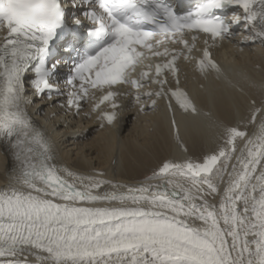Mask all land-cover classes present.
I'll list each match as a JSON object with an SVG mask.
<instances>
[{"label": "snow or ice", "instance_id": "snow-or-ice-1", "mask_svg": "<svg viewBox=\"0 0 264 264\" xmlns=\"http://www.w3.org/2000/svg\"><path fill=\"white\" fill-rule=\"evenodd\" d=\"M71 3L83 9L72 24L109 42L92 54L76 49L69 64L49 60L64 0H0V138L15 160L0 185V264H264V80L257 101L255 78L230 77L211 51L236 35L235 25L247 33L241 43L264 49V0H200L184 14L168 0ZM226 7L230 15L218 14ZM73 47L61 45L64 55ZM181 58L244 93L246 114L229 123L203 111L180 87ZM29 73L36 96L65 95L61 106L77 114L91 100L85 115L98 113L101 128L118 121L121 96L141 112L166 101L181 155L136 182L60 166L28 111ZM174 102L182 115L201 118L195 126L215 130V147L190 154Z\"/></svg>", "mask_w": 264, "mask_h": 264}, {"label": "bare ground", "instance_id": "bare-ground-1", "mask_svg": "<svg viewBox=\"0 0 264 264\" xmlns=\"http://www.w3.org/2000/svg\"><path fill=\"white\" fill-rule=\"evenodd\" d=\"M218 56L225 63L230 77L249 74L255 78L257 87L253 94L259 101V84L264 80V49L235 42ZM188 76L192 80L185 79V83L203 111L210 110L229 123H235L240 115L246 114L248 99L238 88L229 87L223 80L220 82L215 75H210L207 80L195 79V74L190 71ZM29 111L35 125L54 144L57 164L75 171L92 172L95 169L104 171L108 178L136 182L150 173L164 157L181 155L176 148L175 132L169 131L172 113L165 111L161 101L156 109L132 110L133 117L124 131L122 127L119 130L106 126L98 128L92 118L75 119L40 99L29 105ZM176 119L190 154L198 156L201 151L215 147V130L197 127L193 123L201 118L184 116L176 111ZM14 166L10 146H0V185L7 182Z\"/></svg>", "mask_w": 264, "mask_h": 264}, {"label": "rangeland", "instance_id": "rangeland-1", "mask_svg": "<svg viewBox=\"0 0 264 264\" xmlns=\"http://www.w3.org/2000/svg\"><path fill=\"white\" fill-rule=\"evenodd\" d=\"M152 172V171H151ZM151 172L150 173H148L147 175H151ZM145 176V175H144Z\"/></svg>", "mask_w": 264, "mask_h": 264}]
</instances>
